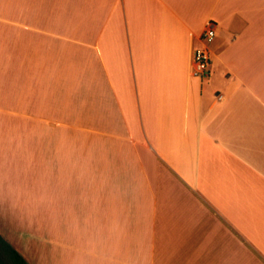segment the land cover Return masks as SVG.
Instances as JSON below:
<instances>
[{
  "label": "crops",
  "instance_id": "crops-1",
  "mask_svg": "<svg viewBox=\"0 0 264 264\" xmlns=\"http://www.w3.org/2000/svg\"><path fill=\"white\" fill-rule=\"evenodd\" d=\"M0 235L27 264H264V0H0Z\"/></svg>",
  "mask_w": 264,
  "mask_h": 264
},
{
  "label": "built area",
  "instance_id": "built-area-1",
  "mask_svg": "<svg viewBox=\"0 0 264 264\" xmlns=\"http://www.w3.org/2000/svg\"><path fill=\"white\" fill-rule=\"evenodd\" d=\"M215 36V31L212 27V22H208V26L202 30L199 35V39L204 42H211ZM193 62V74L194 75H204L207 71L209 64V55L204 48H196L192 55Z\"/></svg>",
  "mask_w": 264,
  "mask_h": 264
},
{
  "label": "trees",
  "instance_id": "trees-1",
  "mask_svg": "<svg viewBox=\"0 0 264 264\" xmlns=\"http://www.w3.org/2000/svg\"><path fill=\"white\" fill-rule=\"evenodd\" d=\"M0 264H27V261L1 235Z\"/></svg>",
  "mask_w": 264,
  "mask_h": 264
}]
</instances>
